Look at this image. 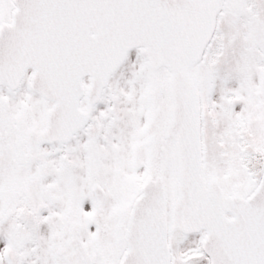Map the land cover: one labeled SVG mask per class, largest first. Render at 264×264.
<instances>
[{"label": "snow or ice", "instance_id": "6c2138e0", "mask_svg": "<svg viewBox=\"0 0 264 264\" xmlns=\"http://www.w3.org/2000/svg\"><path fill=\"white\" fill-rule=\"evenodd\" d=\"M0 264H264V0H0Z\"/></svg>", "mask_w": 264, "mask_h": 264}]
</instances>
